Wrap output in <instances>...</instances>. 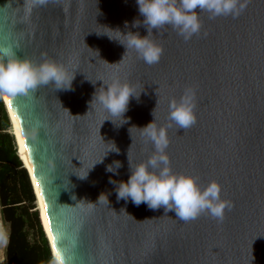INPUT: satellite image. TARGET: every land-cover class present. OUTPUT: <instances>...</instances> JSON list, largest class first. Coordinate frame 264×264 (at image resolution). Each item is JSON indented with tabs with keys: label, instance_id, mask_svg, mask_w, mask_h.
<instances>
[{
	"label": "water",
	"instance_id": "water-1",
	"mask_svg": "<svg viewBox=\"0 0 264 264\" xmlns=\"http://www.w3.org/2000/svg\"><path fill=\"white\" fill-rule=\"evenodd\" d=\"M239 3L245 6L235 17L198 11L200 31L187 41L170 26L154 30L150 39L163 52L147 65L100 34L115 35L110 28L145 35L143 26L132 27L142 19L135 0H0V46L74 73L71 90L49 83L8 96L65 264H264V0ZM113 78L139 94L130 97L123 124L90 102ZM187 87L195 123L168 128L169 166L201 187L219 184L221 199L232 205L222 220L205 212L184 222L163 207L134 206L117 200L109 183L127 180V156L134 165L154 154L137 128L153 118L168 123L169 101ZM111 142L119 154L109 151L78 178ZM114 160L121 164L116 175L105 171Z\"/></svg>",
	"mask_w": 264,
	"mask_h": 264
},
{
	"label": "clouds",
	"instance_id": "clouds-1",
	"mask_svg": "<svg viewBox=\"0 0 264 264\" xmlns=\"http://www.w3.org/2000/svg\"><path fill=\"white\" fill-rule=\"evenodd\" d=\"M135 2L142 19H134L132 27L143 26L145 35L132 31L122 33L119 29L108 27L115 35L110 37L104 32L100 34L121 44L125 49L123 55L126 50H132L137 58L147 65L157 63L163 52L162 46L150 39L154 30L170 26L187 41L200 31L198 11H207L210 17L229 15L235 17L245 6L239 3V0H135ZM127 27L128 23L125 22V29ZM123 55L118 62L111 64H118ZM73 78L74 73L70 76L68 69L61 64L51 60L33 63L27 58L17 57L12 46H0V94L14 97L18 94H27L38 86L49 83L54 84L56 90H71ZM98 88L92 94L90 102L98 105L109 116L121 119L123 121L121 124L125 123L126 118L123 114L127 111L129 99L130 97L138 99L139 94H135V89L119 78L104 82L103 87ZM193 109L194 92L191 87H187L178 99L173 98L169 101L168 123L158 125L153 118L145 126L136 127L140 135L153 144L154 154L146 161L134 165L127 156L129 170L127 180L113 181L109 178V183L114 185L117 200L123 199L125 203L130 200L134 206L144 203L153 211L163 207L165 213L173 211L175 217L184 222L195 219L205 212L214 219H223L225 210L230 209L232 205L231 202L221 199L220 186L216 181L211 180L201 187L192 175L174 173L169 166L166 154L169 143L167 130L173 124L177 129L183 130L192 126L195 123ZM105 120L109 119L102 120L99 128ZM109 151L119 154V149L112 143V147L106 149L105 154L91 165L85 175L78 178H86L88 171L95 164L101 163ZM120 167V162L114 160L111 164L105 165V171L116 175ZM104 195L101 193L97 200ZM51 264H65L61 252L53 253Z\"/></svg>",
	"mask_w": 264,
	"mask_h": 264
},
{
	"label": "trees",
	"instance_id": "trees-1",
	"mask_svg": "<svg viewBox=\"0 0 264 264\" xmlns=\"http://www.w3.org/2000/svg\"><path fill=\"white\" fill-rule=\"evenodd\" d=\"M9 130L0 95V219L7 230L5 264H51L52 254L35 195Z\"/></svg>",
	"mask_w": 264,
	"mask_h": 264
},
{
	"label": "bare ground",
	"instance_id": "bare-ground-1",
	"mask_svg": "<svg viewBox=\"0 0 264 264\" xmlns=\"http://www.w3.org/2000/svg\"><path fill=\"white\" fill-rule=\"evenodd\" d=\"M1 95H2L4 105H5L6 112L8 113L9 121L11 123V131H12L11 134L13 135V137L15 139V143H16L15 145H17L16 148L18 150V154H19L24 166L26 167V169L30 175V179H31V183H32V189L34 191L36 203L38 206V210L40 212V218H41V221L43 224L42 225L43 230L45 232L46 237L48 238V242L50 243L49 247H51L50 251H51L52 256H53V253L56 252V249H55L54 242L52 239V235L50 232L49 224H48V221L46 218L44 207H43V204L41 201V197L39 194V190L37 187L35 176H34V173L32 170V166H31V163H30V160H29V157H28V154H27V151H26V148H25V145H24V142H23V139H22V136H21V133H20V130H19L13 109H12V106H11L9 97L5 94H1Z\"/></svg>",
	"mask_w": 264,
	"mask_h": 264
},
{
	"label": "rangeland",
	"instance_id": "rangeland-1",
	"mask_svg": "<svg viewBox=\"0 0 264 264\" xmlns=\"http://www.w3.org/2000/svg\"><path fill=\"white\" fill-rule=\"evenodd\" d=\"M8 114V113H7ZM10 132L12 133V131H11V123H10ZM16 144V143H15ZM17 146V145H16ZM35 200H36V198H35ZM35 203H36V201H35ZM36 209H37V211L39 212V210H38V206H37V203H36ZM39 217H40V212H39ZM40 220H41V218H40ZM41 223H42V221H41ZM6 233H7V230H6V228L3 226L1 229H0V249H5V245H6Z\"/></svg>",
	"mask_w": 264,
	"mask_h": 264
},
{
	"label": "crops",
	"instance_id": "crops-1",
	"mask_svg": "<svg viewBox=\"0 0 264 264\" xmlns=\"http://www.w3.org/2000/svg\"><path fill=\"white\" fill-rule=\"evenodd\" d=\"M2 227H3V224H2V221L0 219V229ZM0 264H5L4 248L3 249H0Z\"/></svg>",
	"mask_w": 264,
	"mask_h": 264
},
{
	"label": "built area",
	"instance_id": "built-area-1",
	"mask_svg": "<svg viewBox=\"0 0 264 264\" xmlns=\"http://www.w3.org/2000/svg\"><path fill=\"white\" fill-rule=\"evenodd\" d=\"M10 131V130H9Z\"/></svg>",
	"mask_w": 264,
	"mask_h": 264
}]
</instances>
